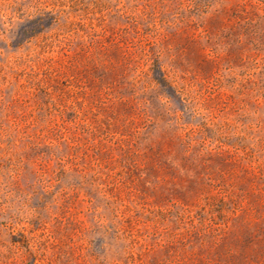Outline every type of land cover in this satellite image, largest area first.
<instances>
[{"label":"rangeland","instance_id":"1","mask_svg":"<svg viewBox=\"0 0 264 264\" xmlns=\"http://www.w3.org/2000/svg\"><path fill=\"white\" fill-rule=\"evenodd\" d=\"M0 264H264V0H0Z\"/></svg>","mask_w":264,"mask_h":264}]
</instances>
